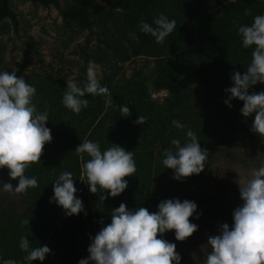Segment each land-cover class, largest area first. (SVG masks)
Instances as JSON below:
<instances>
[{
	"label": "trees",
	"instance_id": "obj_1",
	"mask_svg": "<svg viewBox=\"0 0 264 264\" xmlns=\"http://www.w3.org/2000/svg\"><path fill=\"white\" fill-rule=\"evenodd\" d=\"M11 1L0 0V21L14 18ZM32 1L46 6L53 3L60 6L58 0ZM198 1L202 0H110L109 11L119 15L121 30L136 31L142 42H146L150 35L139 31L138 22L143 19L152 24L154 18L163 13L169 20L176 22L175 30L168 36L170 47L176 48L182 44H193L194 38L189 24L178 18L174 9ZM235 5L244 14L248 13L245 14L248 22L229 20L218 24L199 19L196 25L199 36L205 41L223 47L218 56L204 62L206 81L218 89L231 87V75L234 72L243 74L252 58V49L241 46L242 40L237 30L241 25L250 26L257 14L248 0H236ZM60 12L68 26L86 29L93 23L88 0H76L60 8ZM25 81L36 88V96L46 95L59 85L56 78L36 85L29 80ZM153 87L155 90L166 89L168 95L159 101L151 98L147 88H140L129 92H112L105 98H85L88 105L79 114H74L62 103L47 112L49 120L46 126L51 130L52 141L45 144L40 161L25 170L27 177L37 178L38 186L23 193L24 205L21 210L11 205L5 206V198H0V261L13 259L17 264H26L23 259L26 254L19 248L20 237L26 236L33 248L46 245L51 250L44 261L37 259L33 264H78L80 259L89 255V237H94L101 227L110 223L113 208L124 203L130 209L144 207L151 213L156 150L158 146L166 150L172 148V139H179L183 144L189 129L196 134L201 147L209 153L204 170L179 181L180 186L191 188L205 177L217 147L226 138L217 128V118L210 116L200 123L190 116L193 113L192 91L177 75L161 73L155 78ZM252 90L262 91L264 84L258 83L249 91ZM232 103L242 105V101L237 99H233ZM124 106L130 110L127 117L121 116V108ZM138 116L144 118V124L135 122ZM173 120L185 125V128L177 129L172 124ZM246 134L247 137L261 139L250 128ZM244 137L228 135L227 141L237 144L238 139L243 140ZM84 141L98 142L101 151L113 144L126 151H133L136 173L124 178L128 181V187L119 196L108 197L101 203L100 195L107 196V190L104 193H90L83 172L84 163L89 157L75 152L76 147ZM8 171L6 167L0 169L3 174H8ZM65 171L72 173L74 186L78 189L75 195L82 200L85 210L70 217L65 215L62 207L49 203L53 196L52 183ZM13 181L18 183V179ZM101 219L103 224L99 223ZM22 220H29V224L22 225Z\"/></svg>",
	"mask_w": 264,
	"mask_h": 264
},
{
	"label": "clouds",
	"instance_id": "obj_2",
	"mask_svg": "<svg viewBox=\"0 0 264 264\" xmlns=\"http://www.w3.org/2000/svg\"><path fill=\"white\" fill-rule=\"evenodd\" d=\"M235 2L227 0L230 4ZM138 28L151 35L155 43L161 44L173 33L176 22L161 13L152 24L141 19ZM237 31L241 46L252 49V58L243 74L234 72L231 75L232 86L225 89L229 95L224 103L231 108L233 99L243 101L240 113L244 118H252L250 131L259 134L264 141V90L249 91L258 83L264 84V13L254 16L250 26L241 25ZM98 72L99 65L90 61L83 87L71 80L66 82L61 100L65 108L79 114L88 105L86 95L107 94L108 89L99 83ZM36 93V88L22 76L18 77L16 70L11 73L0 71V169L6 167L9 177L18 179L15 187L0 182V191L20 194L38 186L37 178L27 177L25 170L40 161L43 148L46 143H51L52 136L46 126L49 120L47 110L41 113L33 103ZM121 113L123 117L129 116V107H122ZM135 122L145 123L139 116ZM172 124L177 129L185 128L176 120ZM185 135L183 144L179 139H172V148L163 153L162 164L173 170L172 178L177 181L200 174L209 153L201 147L192 130H187ZM113 145L101 151L98 142L84 141L75 149L77 155L87 154L89 157L83 172L90 193L107 190V196L100 195L101 203L124 192L128 187L124 178L136 173L133 151ZM52 185L53 196L49 203L62 207L69 217L85 211L82 200L75 195L78 189L71 172H62ZM239 196L241 204L232 212L231 226L227 223L220 225L219 234L208 238L210 252L204 264H264V165L252 169L250 178L239 184ZM194 214L196 219L202 215L197 212V204L178 198L161 200L157 211L152 213L144 207L130 209L121 203L112 209L110 223L101 227L94 237H89V255L80 259L78 264H180L176 244L163 236L174 230L176 241L186 240L198 229V225L189 219ZM99 223L103 224V219ZM21 224H29V220H22ZM19 248L26 254L23 258L26 264H33L37 259L44 261L51 252L46 245L33 248L26 236L20 237ZM0 264H17V261L7 259Z\"/></svg>",
	"mask_w": 264,
	"mask_h": 264
},
{
	"label": "rangeland",
	"instance_id": "obj_3",
	"mask_svg": "<svg viewBox=\"0 0 264 264\" xmlns=\"http://www.w3.org/2000/svg\"><path fill=\"white\" fill-rule=\"evenodd\" d=\"M58 1L60 6L54 3L46 6L32 0L11 1L14 18L0 21V71L16 70L18 77L34 85L50 78L58 80L57 88L34 97L33 103L41 113L61 104L67 81L84 86L90 61L99 65L97 78L108 92L85 98H105L112 92L147 88L152 99L162 101L168 91L155 90V78L161 73L181 77L192 91L190 116L200 123L204 118L216 117L217 128L226 138L217 147L205 177L191 188H182L179 181L172 178L173 170L162 164L166 149L158 146L151 213L157 211L158 203L164 199L195 202L197 212L202 215L196 219L194 214L189 219L198 225L197 231L184 241L175 240L174 230L166 232L163 239L176 244L180 264H204L210 252L208 238L219 234L220 225L231 226L232 212L241 204L239 184L250 178L252 169L264 165V141L247 137L252 118H244L240 113L243 101L237 106L232 100L229 108L224 103L229 93L206 81L204 62L218 56L223 47L205 41L199 36L196 25L199 19L218 24L229 20L245 23L247 16L227 0H202L176 6L175 14L189 24L194 42L171 48L168 37L161 44L155 43L151 35L142 42L136 31L121 30L119 15L109 11L110 0H88L93 23L86 29L66 25L60 12V8L76 0ZM248 1L257 15L264 13V0ZM233 134L245 137L233 144L227 141V136ZM0 182L14 187L17 184L3 173H0ZM0 198H5V206L23 208V193L0 191Z\"/></svg>",
	"mask_w": 264,
	"mask_h": 264
}]
</instances>
